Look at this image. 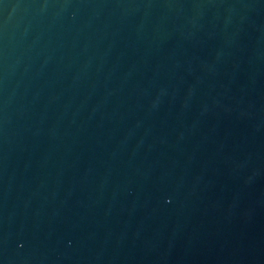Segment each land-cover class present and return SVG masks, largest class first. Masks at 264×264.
Wrapping results in <instances>:
<instances>
[{"label":"water","instance_id":"water-1","mask_svg":"<svg viewBox=\"0 0 264 264\" xmlns=\"http://www.w3.org/2000/svg\"><path fill=\"white\" fill-rule=\"evenodd\" d=\"M0 264H264V0H0Z\"/></svg>","mask_w":264,"mask_h":264}]
</instances>
